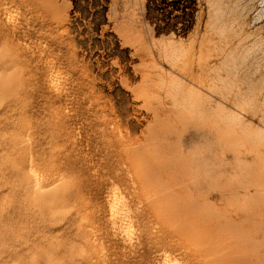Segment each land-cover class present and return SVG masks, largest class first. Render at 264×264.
<instances>
[{
    "label": "rangeland",
    "instance_id": "rangeland-1",
    "mask_svg": "<svg viewBox=\"0 0 264 264\" xmlns=\"http://www.w3.org/2000/svg\"><path fill=\"white\" fill-rule=\"evenodd\" d=\"M0 264H264V0H0Z\"/></svg>",
    "mask_w": 264,
    "mask_h": 264
},
{
    "label": "bare ground",
    "instance_id": "bare-ground-1",
    "mask_svg": "<svg viewBox=\"0 0 264 264\" xmlns=\"http://www.w3.org/2000/svg\"><path fill=\"white\" fill-rule=\"evenodd\" d=\"M31 6H32V5H31ZM7 7H8V6H7ZM4 8H5V7H4ZM6 11H7V10H6ZM37 11H38V10H37ZM41 13H42V12H41ZM32 14H33V13H32ZM43 14H44V13H43ZM41 15H42V14H41ZM8 17H11V16L9 15ZM8 17H7V18H8ZM40 17H41V16H40ZM42 17H43V16H42ZM44 17H45V16H44ZM42 19H43V18H42ZM2 20H3V19H2ZM10 20H12V19H10ZM31 20H32V19H31ZM7 21H8V20H7ZM33 21H34V19H33ZM33 21H32V22H33ZM2 22H3V21H2ZM46 23H47V22H46ZM47 25H49V24H47ZM151 29H153V28H151ZM38 31H39V30H38ZM151 39H152V38H151ZM37 41H38V40H37ZM58 45H59V43H58ZM31 46H32V45H31ZM41 46H42V45H41ZM48 47H49V46H48ZM52 47H53V46H52ZM57 47H58V46H57ZM58 48H59V47H58ZM28 49H29V48H28ZM52 49H53V48H52ZM41 50H42V49H41ZM57 50H58V49H57ZM38 51H39V50H38ZM47 51H48V49H46V52H47ZM50 51H51V49H50ZM46 52H45V53H46ZM56 52H57V51H56ZM134 52H135V51H134ZM38 53H39V52H38ZM138 53H139V52H138ZM39 54H40V53H39ZM56 55H57V54H56ZM59 55H60V54H59ZM153 55H154V54H153ZM44 56H45V55H44ZM48 56H49V55H48ZM54 56H55V55H53V57H54ZM66 56H67V55H66ZM71 56H72V55H71ZM71 56H70V57H71ZM60 57H61V56H59V58H60ZM62 57H63V56H62ZM70 57H69V58H70ZM41 58L43 59V57H41ZM57 58H58V57H57ZM69 58H68V59H69ZM33 59H34V58H33ZM35 59H36V58H35ZM35 59H34V60H35ZM37 59H38V58H37ZM39 59H40V58H39ZM39 59H38V60H39ZM53 59H54V58H53ZM71 59H72V57H71ZM71 59H70V60H71ZM38 60H37V61H38ZM40 61H41V59H40ZM57 61H58V60H57ZM57 61H56V62H57ZM41 62H44V61H41ZM46 62H47V61H46ZM46 62H45V64H46ZM65 62H66V61H65ZM69 62H70V61H69ZM69 62H68V63H69ZM57 63H58V62H57ZM57 63H56V64H57ZM62 63H63V62H61V65H55V64H54V65H51V64H50L49 67H48V73H47L48 78H47V79H48L49 82H50L51 84H53V85H59V84L61 83V80H62V73H63V72L61 73L60 68H61V66H62ZM59 64H60V63H59ZM66 64H67V63H66ZM66 64H65V65H66ZM71 64H72V63H71ZM73 64H74V63H73ZM42 66H43V65H42ZM73 66H74V65H73ZM64 67H65V66H64ZM71 67H72V66H71ZM43 68H44V67H43ZM46 69H47V68H46ZM66 71H67V69H66ZM71 71H72V70H71ZM45 75H46V73H45ZM65 75H66V73H65ZM143 75H144V74H143ZM149 79H150V78H149ZM46 81H47V80H46ZM69 83H70V82H69ZM51 84H50V85H51ZM53 85H52V86H53ZM63 85H64V84H63ZM67 85H68V84H67ZM64 86H65V85H64ZM64 86H63V87H64ZM52 89H53V88H52Z\"/></svg>",
    "mask_w": 264,
    "mask_h": 264
}]
</instances>
